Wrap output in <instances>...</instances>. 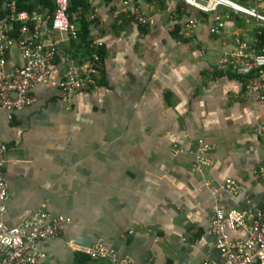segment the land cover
<instances>
[{"label": "crops", "instance_id": "0c3cea01", "mask_svg": "<svg viewBox=\"0 0 264 264\" xmlns=\"http://www.w3.org/2000/svg\"><path fill=\"white\" fill-rule=\"evenodd\" d=\"M119 1L86 0L89 12L100 11V20L81 11L75 22L81 32L80 16L88 21V48L79 36H56L54 80L67 57L83 64L90 45L102 43L94 87L66 102L41 84L30 91L31 106L11 117L0 111L8 186L0 221L14 226L40 210L71 218L60 235L37 243L42 264H108L80 250L99 241L133 264H222L209 232L214 208L264 205L257 173L264 136L255 132L264 104L215 65L233 38L264 46V23L225 6L202 13L182 0H133L154 17L142 28L108 17ZM232 1L264 16V0ZM176 14L180 27L172 32ZM189 19L196 22L186 26ZM49 20L46 14L42 34ZM6 61L21 64L17 48ZM200 144L209 146L204 164L196 159ZM227 178L238 184L236 194L220 188Z\"/></svg>", "mask_w": 264, "mask_h": 264}, {"label": "built area", "instance_id": "2783aa9c", "mask_svg": "<svg viewBox=\"0 0 264 264\" xmlns=\"http://www.w3.org/2000/svg\"><path fill=\"white\" fill-rule=\"evenodd\" d=\"M186 8L202 13L214 12L225 6L234 11L253 16L264 23V16L253 8L239 5L232 0H182ZM54 7L48 25V31L41 33L45 25V13L17 10L15 0H2L5 11L0 18V111L8 117L15 111L31 106L35 98L30 93L38 85L57 88L66 102L74 94L94 87L101 76L102 61L98 54L101 42L90 45L91 57L83 64H76L66 58V68L61 78L54 80L51 63L56 55L59 39L56 36L66 34L77 37L79 30L76 19L80 10L69 13L70 0H53ZM89 19H99L100 11L88 12ZM107 15L110 19L125 18L142 28L153 25L154 19L146 13L137 1L120 0L113 3ZM196 21L189 19L186 26ZM176 19L169 20L168 30H173ZM17 26V27H16ZM212 28L211 31H217ZM234 48L224 52L217 60L215 69L228 71L243 80V91L248 97L264 104V46L233 38ZM17 48L21 64L7 67L6 54L11 48ZM256 134L264 136V118L255 128ZM209 150L206 144H200L197 160L206 163L204 153ZM7 146L0 141V215L6 210L8 186L5 179V154ZM257 173L264 177V159L257 167ZM208 185V182L205 183ZM221 189L232 194L238 192V184L225 179ZM71 223V218L62 214H50L40 210L24 218L14 226L0 221V264H42L44 254L37 243L60 235ZM209 232L215 248L222 258V264H264V205L256 208L236 209L216 206L210 216ZM93 259L105 260L108 264H133L127 256H120L113 248L99 241L92 246L80 249ZM202 264H211L203 261Z\"/></svg>", "mask_w": 264, "mask_h": 264}, {"label": "trees", "instance_id": "16d2710c", "mask_svg": "<svg viewBox=\"0 0 264 264\" xmlns=\"http://www.w3.org/2000/svg\"><path fill=\"white\" fill-rule=\"evenodd\" d=\"M15 2L17 5V10H25L27 12L36 11V12H41L42 14L45 13V18H46V14H47L48 19L51 20L52 10L54 7L53 0H15ZM182 5L184 6L183 2H182ZM1 8H2V0H0V18H3V16L5 15V11ZM87 9H88V4H87L86 0H70L69 10H68L69 13L76 11V10H80V12L82 11L83 14H85L86 12H89V9L88 10ZM80 18L81 19H80L79 24L81 25V27H80L81 32L78 33V36L81 37L82 42L84 41L83 45L88 48L89 41H86V39H85L87 36L86 25L88 24V21L85 22L84 18L81 16H80ZM50 20H49V23H50ZM180 20H181V18H180V16H178L176 18V24H175V27L172 30V32H176V30L180 27V25H179ZM259 39H260L261 44H264V28L262 29L261 33L259 34ZM89 52H90L89 54L91 57L92 49ZM98 54L100 55V58H101L100 48L98 49Z\"/></svg>", "mask_w": 264, "mask_h": 264}, {"label": "rangeland", "instance_id": "374dc122", "mask_svg": "<svg viewBox=\"0 0 264 264\" xmlns=\"http://www.w3.org/2000/svg\"><path fill=\"white\" fill-rule=\"evenodd\" d=\"M149 15H150V14H149ZM151 16H152V15H151ZM152 17H153V16H152ZM153 19H154V17H153ZM154 22H155V21H154ZM153 25H154V23H153ZM153 25H152V26H153ZM150 27H151V26H150ZM147 28H149V27H147Z\"/></svg>", "mask_w": 264, "mask_h": 264}]
</instances>
